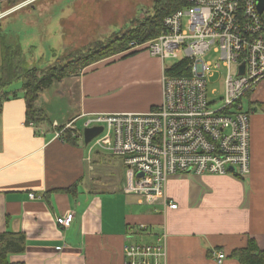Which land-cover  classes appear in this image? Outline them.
Returning <instances> with one entry per match:
<instances>
[{
  "label": "crops",
  "instance_id": "1",
  "mask_svg": "<svg viewBox=\"0 0 264 264\" xmlns=\"http://www.w3.org/2000/svg\"><path fill=\"white\" fill-rule=\"evenodd\" d=\"M11 39L0 30V65L1 44ZM127 55L44 90L34 105L47 121L26 123L23 92L4 89L15 97L0 98V235L22 236L24 243L10 262L123 264L125 245L152 243L164 231L166 264H242L232 254L248 241L264 251V118L250 123L245 179L177 175L154 201L126 192L137 175L122 159L88 155L80 138L88 117L145 113L162 102L164 63L147 51ZM63 130L75 141H66ZM170 203L175 210L166 208ZM68 213L72 224L58 226L56 218Z\"/></svg>",
  "mask_w": 264,
  "mask_h": 264
},
{
  "label": "built area",
  "instance_id": "2",
  "mask_svg": "<svg viewBox=\"0 0 264 264\" xmlns=\"http://www.w3.org/2000/svg\"><path fill=\"white\" fill-rule=\"evenodd\" d=\"M132 46L145 47L162 63L185 62L190 76L165 74L171 67L163 65L160 105L145 113L88 117L83 130L102 128L86 145L88 155L102 152L122 159L126 168L141 175L126 192L150 201L160 199L177 175L247 177L251 112L244 108L245 96L264 103V11L259 13L256 0H190L188 7L164 18L156 39ZM211 49L225 70L224 97L216 108L206 92L216 66L203 61ZM166 208L175 210L176 205ZM73 219L68 213L55 222L68 228ZM166 240L164 231L152 243L125 245L123 264H166ZM224 258L219 253L216 262Z\"/></svg>",
  "mask_w": 264,
  "mask_h": 264
},
{
  "label": "rangeland",
  "instance_id": "3",
  "mask_svg": "<svg viewBox=\"0 0 264 264\" xmlns=\"http://www.w3.org/2000/svg\"><path fill=\"white\" fill-rule=\"evenodd\" d=\"M155 1L0 0V30L2 34L12 38L11 42L14 41L13 43L21 48L23 57L30 67L43 71L60 60L63 64L70 57L76 58L86 53L98 43L104 45L135 27L138 21L148 17ZM13 9L16 11L13 12ZM133 43L136 42H131L122 54L146 52L145 47L144 50L135 49L132 46ZM120 55L105 60L117 58ZM219 58L220 55L213 53L212 49L203 57L204 62L216 66L212 69V77L206 85L207 99L215 104L214 108L220 106L219 100L224 97L225 70ZM176 63V60H165L164 66L169 68ZM82 71L80 70L79 74ZM21 87L22 82L16 81L7 88V91H22ZM54 89H59L58 84H54ZM133 91L136 95L142 92L141 90ZM258 92L260 93L261 89H258ZM256 97L257 94H254L253 98ZM136 99L138 100L139 97ZM57 101L61 100L57 99ZM57 103L55 105H58ZM246 106L247 104L244 105L245 109ZM252 109L251 125L254 122H262L264 107L259 108L253 105ZM80 137L82 139V136ZM257 144L258 152H260L259 146L262 144L260 142Z\"/></svg>",
  "mask_w": 264,
  "mask_h": 264
},
{
  "label": "trees",
  "instance_id": "4",
  "mask_svg": "<svg viewBox=\"0 0 264 264\" xmlns=\"http://www.w3.org/2000/svg\"><path fill=\"white\" fill-rule=\"evenodd\" d=\"M190 0H156L152 5L151 12L137 25L128 29L114 40L102 45L96 44L86 53L70 57L65 63L62 60L50 65L47 69L40 71L35 67H30L25 61L21 48L16 44H1V65H0V98L8 100L15 97V94L6 93L4 89L16 81L22 82L23 99L25 102L26 123H39L47 121L44 115L36 110L35 101L38 96L55 82H60L65 78L79 75L80 70L105 60L115 55L124 53L131 42L144 44L156 39L162 31V23L166 16L173 12L189 6ZM135 53H130L132 56ZM185 62H179L165 71V74L180 77H189L190 73L185 68ZM39 71V73H38ZM39 75H38V74ZM246 111L252 112L253 105L259 108L264 107V103L250 102L249 94L245 96ZM31 123V124H32ZM64 139L74 142L75 138L70 130H63ZM240 179V178H239ZM24 249L23 237L14 234L0 235V264H19L9 260L11 254L22 253ZM232 256L242 264H264V251H261L254 241H248L245 249L233 252Z\"/></svg>",
  "mask_w": 264,
  "mask_h": 264
},
{
  "label": "water",
  "instance_id": "5",
  "mask_svg": "<svg viewBox=\"0 0 264 264\" xmlns=\"http://www.w3.org/2000/svg\"><path fill=\"white\" fill-rule=\"evenodd\" d=\"M257 9L259 13L264 11V0H256ZM243 70V66H241V72ZM102 132L101 127H91L86 128L83 130L82 138H83V144L86 146L88 145L92 140H94L96 137H98ZM140 174H137V177H140Z\"/></svg>",
  "mask_w": 264,
  "mask_h": 264
},
{
  "label": "bare ground",
  "instance_id": "6",
  "mask_svg": "<svg viewBox=\"0 0 264 264\" xmlns=\"http://www.w3.org/2000/svg\"><path fill=\"white\" fill-rule=\"evenodd\" d=\"M15 9H13L12 11H14Z\"/></svg>",
  "mask_w": 264,
  "mask_h": 264
}]
</instances>
